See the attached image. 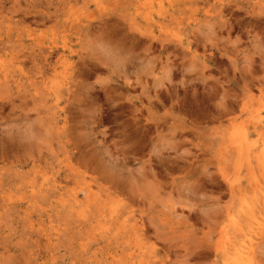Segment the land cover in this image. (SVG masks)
Segmentation results:
<instances>
[{
  "label": "rangeland",
  "instance_id": "1",
  "mask_svg": "<svg viewBox=\"0 0 264 264\" xmlns=\"http://www.w3.org/2000/svg\"><path fill=\"white\" fill-rule=\"evenodd\" d=\"M0 264H264V0H0Z\"/></svg>",
  "mask_w": 264,
  "mask_h": 264
}]
</instances>
